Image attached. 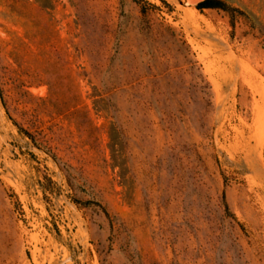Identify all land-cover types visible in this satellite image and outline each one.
I'll return each mask as SVG.
<instances>
[{
	"label": "rangeland",
	"instance_id": "374dc122",
	"mask_svg": "<svg viewBox=\"0 0 264 264\" xmlns=\"http://www.w3.org/2000/svg\"><path fill=\"white\" fill-rule=\"evenodd\" d=\"M202 1L0 0V264H264V0Z\"/></svg>",
	"mask_w": 264,
	"mask_h": 264
},
{
	"label": "trees",
	"instance_id": "16d2710c",
	"mask_svg": "<svg viewBox=\"0 0 264 264\" xmlns=\"http://www.w3.org/2000/svg\"><path fill=\"white\" fill-rule=\"evenodd\" d=\"M35 1L39 4H41L43 7L50 8L53 0H35ZM132 1L135 3H140L141 0H132ZM197 8L201 11L206 10V9H221V10H225V11L231 12V13L238 12L237 9H235L234 7H231L230 5H228L226 2H224L222 0H203L202 2H200L197 5ZM241 14H243V13H241ZM233 25H234V23H233ZM27 134H29V136H31V138H32V135L30 133H27ZM92 203L102 207V205L100 203H97V202H91L90 201V202H86L85 204L89 205ZM105 212L107 215L109 214L107 211H105Z\"/></svg>",
	"mask_w": 264,
	"mask_h": 264
}]
</instances>
